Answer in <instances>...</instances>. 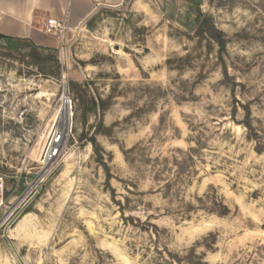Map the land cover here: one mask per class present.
I'll return each mask as SVG.
<instances>
[{
    "label": "rangeland",
    "instance_id": "obj_1",
    "mask_svg": "<svg viewBox=\"0 0 264 264\" xmlns=\"http://www.w3.org/2000/svg\"><path fill=\"white\" fill-rule=\"evenodd\" d=\"M63 96L68 138L0 264H264V0L102 7L64 49L0 39V169L43 170Z\"/></svg>",
    "mask_w": 264,
    "mask_h": 264
},
{
    "label": "crops",
    "instance_id": "obj_2",
    "mask_svg": "<svg viewBox=\"0 0 264 264\" xmlns=\"http://www.w3.org/2000/svg\"><path fill=\"white\" fill-rule=\"evenodd\" d=\"M144 0H0V33L14 39H28L48 46L51 36L41 34L50 17L67 19L71 31L80 29L102 7L118 8Z\"/></svg>",
    "mask_w": 264,
    "mask_h": 264
},
{
    "label": "built area",
    "instance_id": "obj_3",
    "mask_svg": "<svg viewBox=\"0 0 264 264\" xmlns=\"http://www.w3.org/2000/svg\"><path fill=\"white\" fill-rule=\"evenodd\" d=\"M43 32L53 37L58 46L64 49L71 28L67 19L50 17L44 24ZM63 141L64 136L60 131L52 134L40 156L39 162L43 166L40 172H30L24 177L22 171L13 174L0 169V233L11 230L39 193L48 173L44 174V169L60 155Z\"/></svg>",
    "mask_w": 264,
    "mask_h": 264
},
{
    "label": "bare ground",
    "instance_id": "obj_4",
    "mask_svg": "<svg viewBox=\"0 0 264 264\" xmlns=\"http://www.w3.org/2000/svg\"><path fill=\"white\" fill-rule=\"evenodd\" d=\"M62 99H63V105L61 107V110L59 113V118H58V127H60V130L56 129L55 131H60L64 136V141L62 144V148H63L64 142L68 138V135L70 132L72 119H71V113H70V105L68 103L67 97L63 96ZM55 131H53L52 134ZM52 134H51V136H52ZM49 140H50V138H49ZM46 144H48V142H46ZM46 144H45V146H46ZM45 146H44V148H45ZM44 148H43V150H44ZM54 162H55V160L51 161L50 164H48L46 166V168L44 169V174L51 168V166Z\"/></svg>",
    "mask_w": 264,
    "mask_h": 264
},
{
    "label": "trees",
    "instance_id": "obj_5",
    "mask_svg": "<svg viewBox=\"0 0 264 264\" xmlns=\"http://www.w3.org/2000/svg\"><path fill=\"white\" fill-rule=\"evenodd\" d=\"M0 39H5V40H12L14 38H11V37H8V36H5L3 34L0 33ZM25 40H28V39H25ZM29 41V40H28Z\"/></svg>",
    "mask_w": 264,
    "mask_h": 264
}]
</instances>
